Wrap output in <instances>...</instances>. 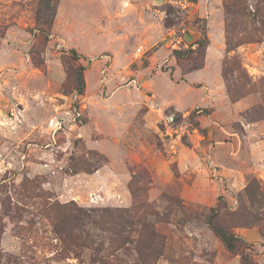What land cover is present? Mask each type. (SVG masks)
Segmentation results:
<instances>
[{
  "label": "rangeland",
  "instance_id": "374dc122",
  "mask_svg": "<svg viewBox=\"0 0 264 264\" xmlns=\"http://www.w3.org/2000/svg\"><path fill=\"white\" fill-rule=\"evenodd\" d=\"M38 3L0 0V264H264V0Z\"/></svg>",
  "mask_w": 264,
  "mask_h": 264
},
{
  "label": "trees",
  "instance_id": "16d2710c",
  "mask_svg": "<svg viewBox=\"0 0 264 264\" xmlns=\"http://www.w3.org/2000/svg\"><path fill=\"white\" fill-rule=\"evenodd\" d=\"M60 0H39L38 3V9H37V22L40 25H46L47 27H51L55 21L56 14H57V7ZM49 27V28H50ZM44 31V30H43ZM209 44V40L207 36L199 41L197 45L199 48H204L206 45ZM175 55L182 56L184 53L180 50L174 51ZM74 55L77 54L74 51ZM84 67H80L75 71V79H76V92L79 94H83L85 91V80H84ZM109 212V211H108ZM125 211H121V214H124ZM216 210L213 212V214L209 217V225L211 226L214 233L223 241L227 249L229 251H235L238 248V241L239 239L232 233H230L228 230L224 229L223 227L217 225L215 223L216 217H217ZM243 264H250V260L247 254H243L242 256Z\"/></svg>",
  "mask_w": 264,
  "mask_h": 264
},
{
  "label": "built area",
  "instance_id": "2783aa9c",
  "mask_svg": "<svg viewBox=\"0 0 264 264\" xmlns=\"http://www.w3.org/2000/svg\"><path fill=\"white\" fill-rule=\"evenodd\" d=\"M141 52V49H139L138 54Z\"/></svg>",
  "mask_w": 264,
  "mask_h": 264
}]
</instances>
